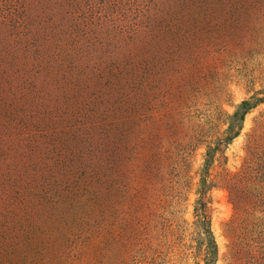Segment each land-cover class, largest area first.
Returning a JSON list of instances; mask_svg holds the SVG:
<instances>
[{"label":"rangeland","instance_id":"1","mask_svg":"<svg viewBox=\"0 0 264 264\" xmlns=\"http://www.w3.org/2000/svg\"><path fill=\"white\" fill-rule=\"evenodd\" d=\"M0 264H264V0H0Z\"/></svg>","mask_w":264,"mask_h":264},{"label":"trees","instance_id":"2","mask_svg":"<svg viewBox=\"0 0 264 264\" xmlns=\"http://www.w3.org/2000/svg\"><path fill=\"white\" fill-rule=\"evenodd\" d=\"M254 106L253 102H248V101H243L239 105V109L233 114L232 119H237V120H242L244 114L250 110ZM207 245L209 246L208 248L211 249L210 253L214 255V245L212 240H208ZM213 249V250H212Z\"/></svg>","mask_w":264,"mask_h":264}]
</instances>
